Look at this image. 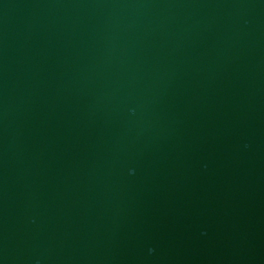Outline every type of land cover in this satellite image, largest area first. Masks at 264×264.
Returning <instances> with one entry per match:
<instances>
[{
  "label": "water",
  "instance_id": "95a60500",
  "mask_svg": "<svg viewBox=\"0 0 264 264\" xmlns=\"http://www.w3.org/2000/svg\"><path fill=\"white\" fill-rule=\"evenodd\" d=\"M0 264H264V0H0Z\"/></svg>",
  "mask_w": 264,
  "mask_h": 264
}]
</instances>
